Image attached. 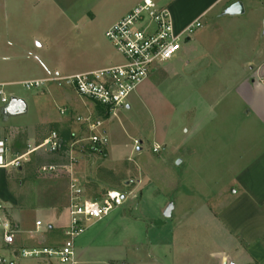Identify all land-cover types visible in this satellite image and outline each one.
I'll return each mask as SVG.
<instances>
[{
    "label": "rangeland",
    "instance_id": "1",
    "mask_svg": "<svg viewBox=\"0 0 264 264\" xmlns=\"http://www.w3.org/2000/svg\"><path fill=\"white\" fill-rule=\"evenodd\" d=\"M141 1L31 0V4L46 7L42 17L44 40L39 41L46 68L64 75L85 70L107 57L123 62L105 32ZM153 1L160 6L183 7L188 0ZM245 22L253 21L248 17ZM202 25L192 37L193 43L183 44L173 60L158 65L159 70L115 113H96L97 105L61 83L32 90H27L23 83L5 88L8 101L12 95L27 104V113L21 115H6V104L0 99V132L21 131L45 120H62L60 110L67 108L69 102L62 96H68L84 106L81 104V108L67 115L71 120L63 123L61 132L74 131L76 137L88 138L84 124L76 119L88 117L94 109L92 118L102 120L109 144L102 150L86 146L76 155L73 174L81 182L87 199L101 200L112 190L125 194V205L120 210L130 221L123 225L101 223L104 227L94 228L95 222L88 223L86 236L108 240L119 234L133 235L141 241L146 264L223 263L224 255L215 249L213 240L220 224L219 214L232 199L235 187L231 182L253 155L251 145L243 144L242 139L241 145L236 137V133L246 132L245 107L234 100L231 106L223 104L231 109L226 117L217 112L223 106L216 110L214 107L223 94L229 96L226 83L230 75L217 70L214 57L186 66L185 50L194 47L197 57L204 49L216 51L213 36L219 27L214 25L213 18L202 19ZM222 29L227 30V41L237 43L243 25H225ZM168 64L172 67H165ZM53 129L54 124L42 126L36 141ZM249 140L252 142V138ZM28 141L25 131L16 134L10 141L11 147L8 146L11 154L23 150ZM55 161V157L40 152L21 169L0 170L1 191L6 189L22 211L31 216H39L40 204L60 210L68 208L69 175L41 172L43 166L57 164ZM9 202L6 204H12ZM170 204L174 205V212L171 218H165ZM36 260L17 261L36 264Z\"/></svg>",
    "mask_w": 264,
    "mask_h": 264
},
{
    "label": "crops",
    "instance_id": "2",
    "mask_svg": "<svg viewBox=\"0 0 264 264\" xmlns=\"http://www.w3.org/2000/svg\"><path fill=\"white\" fill-rule=\"evenodd\" d=\"M236 3H242L244 13L237 16L226 15V10ZM163 6L170 10L177 32L183 31L200 18L208 21L213 18L214 25L219 27L213 36L216 51L209 52L204 49L197 57L194 47H191L184 51L185 54L183 52L186 56V66L194 64L195 60L203 63L202 61L205 59L214 57L217 70L230 75L229 81L226 83L229 96L223 94L216 100L214 107L216 110L223 106V109L217 111L222 117L231 113V109L223 105L225 103L231 106L234 100L245 107L243 118L246 132L236 133V137L241 145L242 140L243 144L248 142L249 146L251 145L249 150L253 155L231 182L235 188L230 203L219 214L220 224L217 226L218 229L215 227L214 247L219 249L220 255H224L222 264H264V0H188L183 7H174L168 4H163ZM45 9V4H31V0H0V86L11 88L16 84L28 81L51 80L59 75L90 73L121 63L115 57H107L101 63L94 64L82 71H70L64 75L59 72L52 73L46 68L39 52L42 47L39 41L44 36L42 28L45 20L42 17L45 15ZM31 11L33 12L31 13ZM248 17L253 22H245ZM225 25L240 27L243 25L237 43L227 41V30L224 32L222 29ZM191 42L192 38L185 45L188 46ZM36 43L38 46H35ZM204 64L207 65L206 61ZM169 66L172 67L169 64L165 67ZM158 70L157 68L151 76ZM51 83L53 82L47 84ZM65 88L76 94L73 89ZM238 91H241L244 96L242 97ZM62 97L69 100L67 106L70 107L61 109L67 112L62 120H45L41 124H35L21 131L0 132V139H3L11 147V139L16 134L25 131L29 140L27 144L35 142L38 144L46 139L52 131H56L63 143L70 142L76 134L74 131L62 133L63 123L71 120L67 115H71L73 111L84 106V103H79L77 100L72 101L68 96ZM9 101L2 102L7 107ZM95 110L96 113H99L97 107ZM93 111L89 116L93 115ZM48 124H54L55 129L44 135L39 142L36 141L38 130ZM231 138L234 139L235 135ZM251 138L252 142L249 140ZM55 158L57 164H63L60 156ZM3 191L0 189V202L4 204L7 217L19 232L13 246L5 245L0 236L1 252L5 255L10 253L11 258H17L19 248L58 250L64 245L65 229L70 222L68 208L60 210L40 204L39 216H31L22 211L20 204L11 198L6 189ZM8 201L12 204L10 202V205L6 204ZM125 221L130 220L121 214L119 208L103 221L95 222L92 227L100 225L104 227V224L115 225L117 223L123 225ZM38 223H40L39 228ZM86 234L87 231L75 242L77 264H146L147 260L143 261L142 259L144 255L141 241L134 239L133 235L126 237L119 234L108 240H98L99 238H92ZM18 259L20 258L16 259L17 264H19ZM36 261V264H47V260L44 258ZM52 264L58 263L54 261Z\"/></svg>",
    "mask_w": 264,
    "mask_h": 264
},
{
    "label": "built area",
    "instance_id": "3",
    "mask_svg": "<svg viewBox=\"0 0 264 264\" xmlns=\"http://www.w3.org/2000/svg\"><path fill=\"white\" fill-rule=\"evenodd\" d=\"M203 27L202 18L196 20L181 32H177L172 15L167 7L158 5L153 0H142L127 15L109 27L105 37L123 62L90 73H79L70 76H56L51 80L28 81L23 83L27 90L41 89L48 82L61 83L72 88L80 97L101 106L107 113H115L127 105L130 96L147 81L157 66L173 60L181 51L182 45L190 40ZM0 99L7 101L5 86H0ZM66 115V110L60 111ZM84 124L88 138H74L63 143L60 135L52 131L41 143L27 144L11 154L7 143L0 139V170L21 169L28 165L32 157L46 153L53 157L60 156L63 164L43 166V174L67 173L70 178V202L68 212L69 226L65 229L64 245L58 249H22L17 258H44L47 264L54 261L58 264H77L75 242L87 230L88 223L106 219L111 212L125 204V194L108 191L101 200L87 199L81 182L74 176L77 154L86 146L93 145L102 150L109 140L102 120L92 116L76 119ZM38 228L40 223L37 224ZM18 228L6 215V208L0 202V236L5 245L13 246L16 242ZM17 258H9L0 251V264H17Z\"/></svg>",
    "mask_w": 264,
    "mask_h": 264
},
{
    "label": "water",
    "instance_id": "4",
    "mask_svg": "<svg viewBox=\"0 0 264 264\" xmlns=\"http://www.w3.org/2000/svg\"><path fill=\"white\" fill-rule=\"evenodd\" d=\"M226 15L228 16H237L244 13V8L242 3H236L232 5L230 8L226 10ZM27 112V105L25 101L18 99V98H12L10 99L7 107L4 110V113L6 115H21ZM174 205L170 204L167 209L164 212L165 218H171L172 214L174 212Z\"/></svg>",
    "mask_w": 264,
    "mask_h": 264
},
{
    "label": "trees",
    "instance_id": "5",
    "mask_svg": "<svg viewBox=\"0 0 264 264\" xmlns=\"http://www.w3.org/2000/svg\"><path fill=\"white\" fill-rule=\"evenodd\" d=\"M99 113L105 112V109H102L101 106H97Z\"/></svg>",
    "mask_w": 264,
    "mask_h": 264
}]
</instances>
